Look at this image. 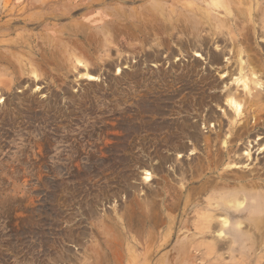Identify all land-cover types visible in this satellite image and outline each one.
I'll use <instances>...</instances> for the list:
<instances>
[{
    "label": "rangeland",
    "instance_id": "1",
    "mask_svg": "<svg viewBox=\"0 0 264 264\" xmlns=\"http://www.w3.org/2000/svg\"><path fill=\"white\" fill-rule=\"evenodd\" d=\"M11 1L24 3L15 9L22 14L29 10L32 0ZM132 1H96L94 9L101 2L107 5L106 12L145 2ZM91 11L80 8L74 11V18ZM62 12L68 20L67 11ZM17 26L27 28L24 24ZM134 44L133 40L122 44L114 41L107 51L109 56L104 57L106 63L95 53L82 57V63L68 73L32 78L11 93L0 90V97L5 93L0 106L8 97L13 105L10 112L0 114V264H188L182 256L171 253L185 236L186 229L179 225L181 217L177 216L175 228L166 232L165 226L160 227V218L153 217L156 214L147 222L143 200L146 192L157 195L151 204L158 206L165 188L174 185L177 189L180 164L187 168L190 162L206 161L204 140L214 138L219 129H212L215 119L209 116L214 112L221 116L225 107L208 102L204 89L197 88L196 94L184 90L185 67L193 64L192 56L176 50V57L163 53L159 61H152L146 58L153 51L149 45L142 49ZM172 47L177 48L174 43ZM200 62L207 67L206 62ZM174 68L178 69L173 74L177 83L164 91L159 87L169 74L163 73ZM86 72L98 80H89ZM161 72L163 76H156ZM151 94H169V99L159 102L163 114L158 121L172 126L170 131H151L146 124L137 129L139 123L133 118L139 110L138 101ZM184 120L197 123V133L202 135L199 142H192L178 130L176 125L182 128ZM223 124L225 132L227 120ZM257 136L260 140L264 137L262 122L248 140L238 143L243 151L248 146L252 151L244 165L255 167L264 161ZM177 142L187 146L179 161V152L172 149ZM155 154L170 155L175 161L156 171L160 165ZM146 164L153 172L149 184L144 181ZM170 172L174 181L166 185ZM165 203L173 205L169 211L173 216L180 213L172 199ZM163 233L171 234L168 237ZM146 250L151 254L146 255Z\"/></svg>",
    "mask_w": 264,
    "mask_h": 264
},
{
    "label": "bare ground",
    "instance_id": "2",
    "mask_svg": "<svg viewBox=\"0 0 264 264\" xmlns=\"http://www.w3.org/2000/svg\"><path fill=\"white\" fill-rule=\"evenodd\" d=\"M96 1L101 0H32L27 6L29 10L22 14H17L15 9L24 3L3 1L0 90L11 93L32 78L38 79L47 73H68L77 63H82V57L95 53L97 59L106 63L104 57L109 56V46L117 40L120 44L133 40L142 49L149 45L153 51L146 58L152 61H159L163 53L169 58L176 57V50L180 55L192 56L193 64L185 67L184 90L196 94L197 88L204 89L208 102L216 107L223 105L225 109L221 116H216L214 111L209 116L215 119L212 129L217 126L219 129L214 138L204 140L208 149L206 161L190 162L187 168L180 164L177 189L174 185L165 188L158 206L151 204L157 195L145 193L143 209L147 222L156 214L153 217L160 218V227L165 226L166 232H170L176 226V217H181L179 225L186 229L185 236L180 247L171 253L182 256L188 264H197L198 259L199 264H264V161L260 166L244 165L245 157H250L252 151L249 146L243 151L238 144L252 136L261 122L264 125V0H172L171 3L143 0L136 7L120 6L109 12L102 2L94 9L98 5ZM80 8L92 11L74 18V11ZM62 11L69 14L68 20ZM22 24L27 28L17 26ZM200 61L206 62L207 67ZM174 72L178 69L156 74L159 77L169 74L170 78L159 88L167 91L177 83ZM84 75L89 80H98L90 72ZM196 76L199 77L194 79ZM4 94L1 93L0 103ZM168 95L151 94L143 101L139 99V110L133 118L139 123L137 129L146 124L151 131L171 130L172 126L158 121L163 114L158 108L159 102L169 99ZM8 98L0 106L1 116L12 110V99ZM224 120H227L225 132ZM182 123V128L176 126L185 132L184 137L199 142L202 135L197 133V123L185 120ZM258 136L257 145L264 151V137L260 140ZM167 137L171 136L167 134ZM172 149L179 152L176 158L179 161L187 146L177 142ZM163 155H156L160 166L152 169L164 170L166 164L175 161L170 155ZM148 168L144 165V181L149 184L153 172ZM166 179V185L174 181L171 172ZM169 198L179 206L178 215L169 212L173 208L172 204L165 203ZM170 234L163 233L168 237ZM147 254L151 251L146 250Z\"/></svg>",
    "mask_w": 264,
    "mask_h": 264
}]
</instances>
